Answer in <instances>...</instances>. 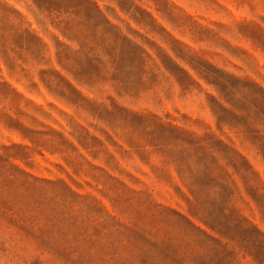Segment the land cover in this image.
I'll use <instances>...</instances> for the list:
<instances>
[{"label":"rangeland","instance_id":"rangeland-1","mask_svg":"<svg viewBox=\"0 0 264 264\" xmlns=\"http://www.w3.org/2000/svg\"><path fill=\"white\" fill-rule=\"evenodd\" d=\"M0 264H264V0H0Z\"/></svg>","mask_w":264,"mask_h":264},{"label":"trees","instance_id":"trees-1","mask_svg":"<svg viewBox=\"0 0 264 264\" xmlns=\"http://www.w3.org/2000/svg\"><path fill=\"white\" fill-rule=\"evenodd\" d=\"M193 193H195V192H191V194H192V196L194 197V194ZM195 198V197H194ZM197 206L198 205H193V208H192V210H190L189 211V213H190V215L192 216V217H196V214H197ZM200 220L202 221V224L206 227V228H208L211 232H217L218 234H219V236H220V238L221 239H225V240H227V239H229V238H227L224 234H222L221 232H220V230H219V228L217 227V226H214L213 224H210L209 222H207V221H203L201 218H200ZM203 234H204V232H203ZM205 236H206V234H204ZM207 238H209L208 236H206ZM211 239V241H214V242H216V240H214L213 238H210Z\"/></svg>","mask_w":264,"mask_h":264}]
</instances>
